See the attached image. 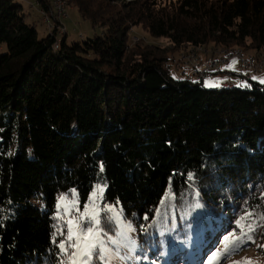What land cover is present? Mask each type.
<instances>
[{
	"label": "trees",
	"instance_id": "16d2710c",
	"mask_svg": "<svg viewBox=\"0 0 264 264\" xmlns=\"http://www.w3.org/2000/svg\"><path fill=\"white\" fill-rule=\"evenodd\" d=\"M35 1L52 15L53 0ZM65 4L101 34L68 44L67 34L52 29L39 38L21 3L0 0L7 48L0 59V264L66 261L58 198L75 189L84 203L98 182L106 185L104 202L120 205L141 236L155 232L154 256L171 260L184 249L208 259L220 233H232L231 241L242 235L238 222L255 231L230 254L264 237V83L255 74L242 83L239 70L229 72L233 86L226 80L208 88L191 67L185 79L170 72L171 62L183 67L172 51L188 46L184 57L209 45L264 56V0ZM135 26L172 48L132 43ZM109 218L103 226L114 232ZM94 257L93 264H106Z\"/></svg>",
	"mask_w": 264,
	"mask_h": 264
},
{
	"label": "rangeland",
	"instance_id": "374dc122",
	"mask_svg": "<svg viewBox=\"0 0 264 264\" xmlns=\"http://www.w3.org/2000/svg\"><path fill=\"white\" fill-rule=\"evenodd\" d=\"M19 3H21L24 6V10L29 12V15L27 16V21L30 23H34L38 32V37L39 38H43L45 36H47L50 33V28H49V24L47 22L44 21V15L41 13L40 11V6L37 4V2L35 0H15ZM65 1V0H64ZM53 2H55V0H53ZM66 11L68 13V17H66V19L63 20V24H64V28H66L67 33H58V37H61L59 35H63V34H67L66 35V42L68 44H72V43H78V42H83L89 38H92L94 35L96 34H101L102 32V28L100 26H93L91 24V22L88 19L83 18L79 12L76 6L70 5L67 6L66 4ZM130 38L132 43H136V42H153L156 43L158 45H161L163 47H168V48H172V46H170V42L168 39L166 38H157V37H153L150 35V33L143 27V26H135L132 27L130 30ZM190 46H188V48H184V49H180V50H174L172 51L171 56H174L176 58L178 57H184L183 54L186 52H189L191 48H189ZM238 46H234L233 48H235ZM243 49V52L247 55H252L258 58L263 59L264 56H257L256 54H254L253 52H248L245 51L243 47H240ZM221 47H214V45H209L208 46V52L210 51H215L217 53H221ZM7 52V48L4 44L0 43V59L1 56L3 54H5ZM208 52H199V56L201 58L202 54H207ZM183 53V54H182ZM187 54V53H186ZM209 54V53H208ZM212 55V53H211ZM188 56V55H185ZM220 56H218L219 58ZM173 58V57H172ZM212 58V57H211ZM214 58H217V55L214 56ZM217 58V59H218ZM212 59H209L208 61H210ZM239 62H236L238 61ZM174 61V60H173ZM207 61V60H205ZM171 74L172 76H174L175 78H186L185 75L182 73L184 70L187 72L189 70V72L192 70L188 65H183L182 68H178L175 66L174 62H171ZM221 64V63H220ZM218 64V66L216 68H222L224 69L225 67L227 68H236V67H240V59L238 57H233L231 59H229V61L227 63H223ZM237 69V68H236ZM223 75H225L224 73H220V72H214L211 76L207 77L204 81V84L206 87L208 88H213V87H217L220 86V81L223 77ZM256 75V79L257 80H264V70L261 72H257L255 73ZM97 186H100L101 188H103V198L101 200H98L97 203L99 205L98 207V211L100 214V218H101V227L104 228V241L105 244L107 246L108 249L111 250V253L114 254L115 253H119V257H124V259H119V257H115L111 260V264H186L185 261L188 260V264H209V258L207 259V256H205V258H203L201 261L197 260V259H193L191 258V256H186V250H181L180 252H177V254L173 255L171 260H169L168 258H166L167 256H165V254H158L156 256H154V254L152 253L156 246H155V239L153 238L155 234V232H149L148 230H143V232L145 233L143 236L140 235V229L139 226L137 224V222L135 220L129 219V218H125L123 212H122V217L124 218L125 223L130 222L132 228L134 229L131 232H125L123 235L122 233V229L120 227L119 224H117L114 221V232H107L108 231V226H103V222L105 220V216L109 215V217L112 216V213H109L107 211H105V209L110 208V207H114L116 209V211H120L122 210L120 205H116V204H109V203H105L104 202V194L106 191V185L102 182H98L93 190L91 191L87 201H85L84 203L81 202L78 198V195H74L72 190L66 194H62L59 196L57 204L59 203V199L61 196H67L69 201H73V200H78V207H79V212H77L75 209H73L72 212H70L66 217L65 220L67 219H71L73 220V224H75L77 222V220L80 219V213H82L85 209L86 206H88V202L93 198L92 194L94 192L97 191ZM75 190V189H73ZM75 194H77L76 190H75ZM34 204L36 206H38L41 210H45V202L43 200L42 197H37L33 200ZM91 210V209H90ZM60 211L62 212V209H58L56 207V212L55 215L57 216V212ZM58 227L63 230L65 229V231H63V233L65 234V236L67 237L68 235V229L67 227H64V221L63 220H59L58 219ZM81 227H87V217L84 218V220L81 222ZM231 234V236H230ZM229 235H226L225 237H229V243L231 241V239L233 238L232 233H230ZM222 233H220L219 235V240L216 244V250L212 251V252H216V251H221L223 252L224 246H225V237L223 239H221L222 237ZM111 240H117L119 242V246L117 244H113L111 242ZM66 241V239H65ZM75 241V238H73V242ZM132 242H134L135 246H132ZM67 246V244H66ZM167 249L166 246H161V250L165 251ZM68 250L70 252L75 251L74 248L69 247ZM97 252L99 253V250H97ZM154 257H155V261H154ZM94 256L90 262V264H93L94 261ZM214 264H264V237L263 234H261L260 236H258L255 240V242L253 243L252 246L244 248L243 250H240L234 254H229L227 256H224L222 259H220L217 262H214Z\"/></svg>",
	"mask_w": 264,
	"mask_h": 264
},
{
	"label": "snow or ice",
	"instance_id": "6c2138e0",
	"mask_svg": "<svg viewBox=\"0 0 264 264\" xmlns=\"http://www.w3.org/2000/svg\"><path fill=\"white\" fill-rule=\"evenodd\" d=\"M253 79H255V77ZM260 82L264 83V80H261ZM72 192L74 195H77L75 194V190H72ZM102 194L103 188L97 186V191L92 194L93 198L88 202V206L85 207L84 211L80 213V219L77 220L75 224H73V220L71 219L65 220V217L72 212L73 209L79 212L78 200L69 201L67 196L60 197L57 208L62 209L63 211H58L56 218L63 220L64 227H67L68 229L66 241H61L58 244L60 253L67 257V260L61 261V264H90L94 254L97 253V250H99L100 257L106 260V264H111V260L114 256L119 257L118 252L113 256L111 250L107 248L104 241V228L101 227V218L99 211L97 210L99 207L97 201L103 198ZM105 211L112 213V216L109 219L120 225L122 235L125 232H131L134 230L130 222L125 223L124 218L122 217V210L116 211L114 207H110L105 209ZM250 215L251 214H248L241 219L246 220ZM85 217H87V227H81V222ZM261 219L264 220V216H262ZM238 227L241 229L242 235L237 237L234 241H231V244L229 243V237H225L223 252H213L209 257V264H214V262H217L224 256L229 255L234 250L235 246L238 245L240 241L244 240L245 237L251 240L252 237L250 233L255 231V228L251 224H248V230L247 232H244L243 229L245 225L240 224L239 222ZM57 230L61 235H63V231L59 227ZM73 238H75L74 242ZM111 242L119 246V242L117 240H111ZM53 243H56L55 235L53 236ZM132 246H135L134 242H132ZM69 247L74 248L75 251L69 253ZM119 259H124V257H119Z\"/></svg>",
	"mask_w": 264,
	"mask_h": 264
},
{
	"label": "built area",
	"instance_id": "2783aa9c",
	"mask_svg": "<svg viewBox=\"0 0 264 264\" xmlns=\"http://www.w3.org/2000/svg\"><path fill=\"white\" fill-rule=\"evenodd\" d=\"M53 4L54 10L52 12V15L43 12L44 21L49 24V28L51 30L57 29V33H61V30L64 27L63 20L68 17V13L66 9L59 4L58 0L57 2H53ZM208 53H212L214 56L217 55V58L218 56L220 57L218 59L213 58L210 61H204L199 55L189 53V56L179 57V61H177V66L182 67L183 65H188L193 69V76L196 80H204L206 77L210 76L214 70L219 69L216 68L218 64L227 63L229 59L233 57H238L240 59L239 81H241L242 83H248V79L251 77L252 74L264 70V58H241L238 55H231L230 53H217L215 51H210ZM230 81L233 80H228L227 82Z\"/></svg>",
	"mask_w": 264,
	"mask_h": 264
},
{
	"label": "crops",
	"instance_id": "0c3cea01",
	"mask_svg": "<svg viewBox=\"0 0 264 264\" xmlns=\"http://www.w3.org/2000/svg\"><path fill=\"white\" fill-rule=\"evenodd\" d=\"M202 52H203V51H202ZM205 53H206V52H205ZM198 55H199V54H198ZM202 57H203V60L205 61V60L213 59V58H214V55H213V54L211 55V53H209V54H202ZM211 57H212V58H211ZM236 62H239V60L236 61ZM220 66H221V65H220ZM236 68H237V69H236ZM236 68H232V67H230V68L225 67L224 69L219 68L221 71H223V70H226V71H227V73H224L225 75H223V77H222L220 83H222V82L228 80L230 77H232V78H236L235 76H231V74H229L230 71H239V68H240V67H236ZM190 72H191V71H190ZM190 72H189V70L187 71V73H190ZM254 77L256 78V75H255Z\"/></svg>",
	"mask_w": 264,
	"mask_h": 264
},
{
	"label": "bare ground",
	"instance_id": "6f19581e",
	"mask_svg": "<svg viewBox=\"0 0 264 264\" xmlns=\"http://www.w3.org/2000/svg\"><path fill=\"white\" fill-rule=\"evenodd\" d=\"M58 1H59V4L66 9L65 1L64 0H58ZM55 2H57V0H55ZM65 32H66V28L63 27V29L61 30V33H65ZM233 85H234L233 82L228 83V86H233Z\"/></svg>",
	"mask_w": 264,
	"mask_h": 264
}]
</instances>
